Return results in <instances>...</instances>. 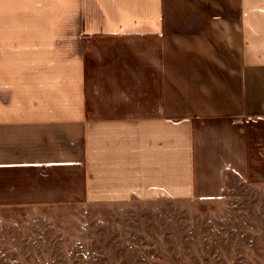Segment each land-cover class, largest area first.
<instances>
[{
  "label": "crops",
  "instance_id": "1",
  "mask_svg": "<svg viewBox=\"0 0 264 264\" xmlns=\"http://www.w3.org/2000/svg\"><path fill=\"white\" fill-rule=\"evenodd\" d=\"M256 178L264 0H0V256L19 255L17 207L211 200Z\"/></svg>",
  "mask_w": 264,
  "mask_h": 264
},
{
  "label": "rangeland",
  "instance_id": "2",
  "mask_svg": "<svg viewBox=\"0 0 264 264\" xmlns=\"http://www.w3.org/2000/svg\"><path fill=\"white\" fill-rule=\"evenodd\" d=\"M19 255L0 264H264V178L211 200L17 207ZM56 222V223H55Z\"/></svg>",
  "mask_w": 264,
  "mask_h": 264
}]
</instances>
